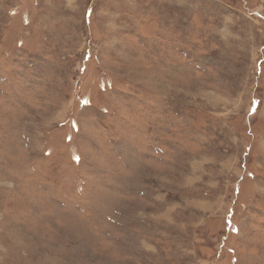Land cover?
I'll return each mask as SVG.
<instances>
[{
	"label": "rangeland",
	"instance_id": "rangeland-1",
	"mask_svg": "<svg viewBox=\"0 0 264 264\" xmlns=\"http://www.w3.org/2000/svg\"><path fill=\"white\" fill-rule=\"evenodd\" d=\"M0 264H264V0H0Z\"/></svg>",
	"mask_w": 264,
	"mask_h": 264
}]
</instances>
